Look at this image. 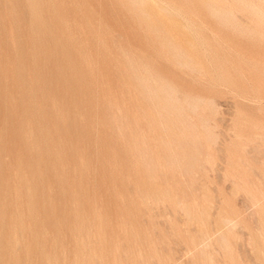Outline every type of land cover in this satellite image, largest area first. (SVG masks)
Segmentation results:
<instances>
[{"label": "rangeland", "instance_id": "obj_1", "mask_svg": "<svg viewBox=\"0 0 264 264\" xmlns=\"http://www.w3.org/2000/svg\"><path fill=\"white\" fill-rule=\"evenodd\" d=\"M263 158L264 0H0V264H264Z\"/></svg>", "mask_w": 264, "mask_h": 264}, {"label": "bare ground", "instance_id": "obj_2", "mask_svg": "<svg viewBox=\"0 0 264 264\" xmlns=\"http://www.w3.org/2000/svg\"><path fill=\"white\" fill-rule=\"evenodd\" d=\"M260 137V136H259ZM245 149V148H244ZM255 150V149H254ZM257 151H260V150H257ZM262 151V150H261ZM260 153V152H259ZM264 159V158H263ZM263 163V162H262ZM262 165V164H261ZM231 177V176H230ZM259 194V193H258ZM248 199V198H247ZM249 201H250V203L253 205V206H255L256 207V213H258L259 211L258 210H260L263 206H264V195H262L261 196V194H260V197H254V196H250L249 195ZM252 206V207H253ZM37 211V210H36ZM259 214V213H258ZM253 217H254V215H253ZM255 222V221H254ZM226 223H227V225H229V224H231L232 223V221H229V220H226ZM258 227V226H257ZM5 231V230H4ZM22 233V232H21ZM263 233V232H262ZM156 234V233H155ZM262 235V234H261ZM209 237V236H208ZM207 237V238H208ZM206 238V239H207ZM261 238H262V236H261ZM211 239V238H210ZM209 239V240H210ZM262 241H264V237H263V239H262ZM207 243H208V240H207ZM212 243V242H211ZM210 243H208V244H206V245H209ZM1 245V244H0ZM18 248V247H17ZM205 249V248H204ZM191 251V250H190Z\"/></svg>", "mask_w": 264, "mask_h": 264}]
</instances>
